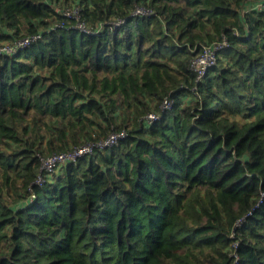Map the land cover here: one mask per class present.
I'll return each instance as SVG.
<instances>
[{"label":"trees","instance_id":"16d2710c","mask_svg":"<svg viewBox=\"0 0 264 264\" xmlns=\"http://www.w3.org/2000/svg\"><path fill=\"white\" fill-rule=\"evenodd\" d=\"M35 34L0 55V264H264V0H0V42Z\"/></svg>","mask_w":264,"mask_h":264},{"label":"built area","instance_id":"2783aa9c","mask_svg":"<svg viewBox=\"0 0 264 264\" xmlns=\"http://www.w3.org/2000/svg\"><path fill=\"white\" fill-rule=\"evenodd\" d=\"M150 12L144 9L137 8L135 14H149ZM67 17L77 19L80 14V8L74 6L72 8H67L63 12ZM78 26L81 30L90 31L85 24L79 23ZM41 37V34L30 35L25 38L15 39L14 41H2L0 42V55L8 54L12 55L18 52L20 49L28 46L31 42L36 41ZM225 44H227L226 39L223 41H216L211 45H204L203 51L192 59L191 68L198 71V78H201L208 67L212 66L216 62V55L218 50H220ZM172 101L166 99L162 105L163 109H170L172 107ZM149 121L153 122L160 119V115L155 113H150L147 115ZM125 132H113L107 138L101 139L99 141H88L80 146L73 149H67L63 151H56L50 154L40 156L42 165L41 173L38 176L37 183L43 184L50 174L55 172L60 166L67 164L72 161H76L79 157L92 154L96 148L104 149L114 144H117L119 139L125 137ZM240 221L238 222V225Z\"/></svg>","mask_w":264,"mask_h":264},{"label":"rangeland","instance_id":"374dc122","mask_svg":"<svg viewBox=\"0 0 264 264\" xmlns=\"http://www.w3.org/2000/svg\"><path fill=\"white\" fill-rule=\"evenodd\" d=\"M72 3L73 4H76V2L74 3V1H71L70 4H72ZM68 6L69 5H67V4H63V2L59 3V6H58L59 7L58 8L59 12L65 11V9H67ZM3 32L8 33V32H11V31L8 28L4 27L3 28ZM30 126H31V128L29 129V133H32L33 136H35L34 135L35 132H34V129H33L34 128V124L33 123H30ZM42 134L45 137L48 136V134L45 131H42ZM8 143H9V145H8ZM8 143L1 144V148L3 149V151H8L9 152V151H12L14 148H16V143H15L14 140L8 139ZM46 143H47V139H44L43 140V147H45V149H47ZM46 152H47V150H46ZM63 166L64 165H62L59 168H57V170H56V172L54 174L49 175L47 177V181L52 180L54 177H57L58 175H60V173L62 172V169H64ZM2 176L0 175V180H1V182H4V178ZM16 182L17 183L15 185H13L14 188L12 187L10 190H6L3 193V195L6 197L7 204H9L11 207H13L15 209H17L22 204V203L16 202V199H15V197H16V194H15L16 190L17 191H20L19 190V187H18V185H20V180L18 179V180H16ZM1 244H2V246L4 248H7L5 241H2Z\"/></svg>","mask_w":264,"mask_h":264}]
</instances>
